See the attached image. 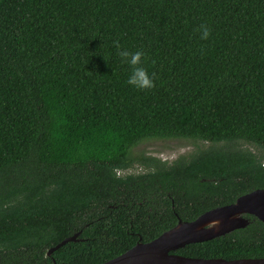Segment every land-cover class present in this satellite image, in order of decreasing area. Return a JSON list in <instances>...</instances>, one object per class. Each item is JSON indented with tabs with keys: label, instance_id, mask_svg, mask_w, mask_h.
<instances>
[{
	"label": "trees",
	"instance_id": "1",
	"mask_svg": "<svg viewBox=\"0 0 264 264\" xmlns=\"http://www.w3.org/2000/svg\"><path fill=\"white\" fill-rule=\"evenodd\" d=\"M146 139L211 145L134 157ZM242 144L264 151V0H0V264H98L232 203L264 187ZM174 253L264 257V223Z\"/></svg>",
	"mask_w": 264,
	"mask_h": 264
},
{
	"label": "water",
	"instance_id": "2",
	"mask_svg": "<svg viewBox=\"0 0 264 264\" xmlns=\"http://www.w3.org/2000/svg\"><path fill=\"white\" fill-rule=\"evenodd\" d=\"M250 214L264 223V187L254 189L234 202L209 209L192 220L178 219L171 228L147 242L138 241L121 254L98 264H264V257L224 259L221 257H187L175 250L190 243H198L245 227ZM76 234L66 237L49 248L46 255L67 241H75Z\"/></svg>",
	"mask_w": 264,
	"mask_h": 264
},
{
	"label": "rangeland",
	"instance_id": "3",
	"mask_svg": "<svg viewBox=\"0 0 264 264\" xmlns=\"http://www.w3.org/2000/svg\"><path fill=\"white\" fill-rule=\"evenodd\" d=\"M210 145L211 143L205 141L194 142L185 139H146L133 147L131 152L134 157L139 155L144 157L153 156L165 162H171L179 155H187L196 149L206 148ZM242 145L245 148H249L255 154H261L264 157V151H260L246 144ZM141 170L142 166L135 162L133 167L126 172L135 173Z\"/></svg>",
	"mask_w": 264,
	"mask_h": 264
},
{
	"label": "clouds",
	"instance_id": "4",
	"mask_svg": "<svg viewBox=\"0 0 264 264\" xmlns=\"http://www.w3.org/2000/svg\"><path fill=\"white\" fill-rule=\"evenodd\" d=\"M198 31L202 40H208L211 36V29L206 24H201ZM113 46L117 49V54L122 61L131 68L127 83L138 90L148 91L154 89L157 75L155 72L149 74L148 70L143 66L147 59L145 53L143 51L131 52L124 49L119 40L113 41Z\"/></svg>",
	"mask_w": 264,
	"mask_h": 264
},
{
	"label": "flooded vegetation",
	"instance_id": "5",
	"mask_svg": "<svg viewBox=\"0 0 264 264\" xmlns=\"http://www.w3.org/2000/svg\"><path fill=\"white\" fill-rule=\"evenodd\" d=\"M243 217H245V218H247L248 220H249V222H250V218L252 217L253 219H257L256 217H254L253 215H250V214H241ZM259 220V219H258ZM260 221V220H259ZM239 229V228H238ZM235 230V229H234ZM231 231H233V230H231ZM230 231V232H231ZM229 233V232H228ZM224 235V234H223ZM53 264H55L54 263V260H53Z\"/></svg>",
	"mask_w": 264,
	"mask_h": 264
}]
</instances>
